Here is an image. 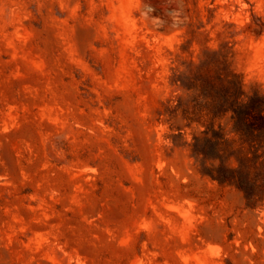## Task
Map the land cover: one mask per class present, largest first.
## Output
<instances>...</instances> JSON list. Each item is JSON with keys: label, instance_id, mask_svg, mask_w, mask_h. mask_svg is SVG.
<instances>
[{"label": "rangeland", "instance_id": "rangeland-1", "mask_svg": "<svg viewBox=\"0 0 264 264\" xmlns=\"http://www.w3.org/2000/svg\"><path fill=\"white\" fill-rule=\"evenodd\" d=\"M215 51L264 97V0H0V264H264L173 83Z\"/></svg>", "mask_w": 264, "mask_h": 264}, {"label": "trees", "instance_id": "trees-1", "mask_svg": "<svg viewBox=\"0 0 264 264\" xmlns=\"http://www.w3.org/2000/svg\"><path fill=\"white\" fill-rule=\"evenodd\" d=\"M193 94L179 105L188 125L204 129L191 145L203 176L244 194L248 207L264 203V97L245 99L242 77L232 67L229 54L215 51L199 65L173 79ZM230 115L227 134L221 120Z\"/></svg>", "mask_w": 264, "mask_h": 264}]
</instances>
